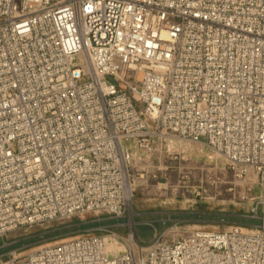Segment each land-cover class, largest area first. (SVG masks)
Here are the masks:
<instances>
[{"label":"built area","instance_id":"obj_1","mask_svg":"<svg viewBox=\"0 0 264 264\" xmlns=\"http://www.w3.org/2000/svg\"><path fill=\"white\" fill-rule=\"evenodd\" d=\"M173 139L254 176L261 224L141 243L131 169ZM86 213L127 248L85 232L0 264H264V0H0V238Z\"/></svg>","mask_w":264,"mask_h":264},{"label":"rangeland","instance_id":"obj_2","mask_svg":"<svg viewBox=\"0 0 264 264\" xmlns=\"http://www.w3.org/2000/svg\"><path fill=\"white\" fill-rule=\"evenodd\" d=\"M168 146L171 153H162L161 162L157 160L158 153L152 156L153 168L142 170L143 166L133 165L131 169L136 187L127 212L135 222L141 243L152 240L154 229L163 232L175 222L185 229L200 227L216 231L233 223L247 229L261 224L257 218L262 216L260 208L254 217L250 209L255 204L242 199L247 188H251L252 195H259L254 176L235 178L220 156L200 144L173 139ZM197 186L202 188L198 195L193 191ZM125 221L105 214L86 213L17 228L0 238V255L7 260L9 253L15 252L16 257L22 258L40 246L85 232L126 237L127 229L117 226ZM118 243L127 248L125 241Z\"/></svg>","mask_w":264,"mask_h":264},{"label":"bare ground","instance_id":"obj_3","mask_svg":"<svg viewBox=\"0 0 264 264\" xmlns=\"http://www.w3.org/2000/svg\"><path fill=\"white\" fill-rule=\"evenodd\" d=\"M254 181L255 180L252 179V182ZM104 240H105V245H106V252L109 255H115V254L121 253L125 249V247L121 243L116 242L115 239H113L110 236H105Z\"/></svg>","mask_w":264,"mask_h":264}]
</instances>
